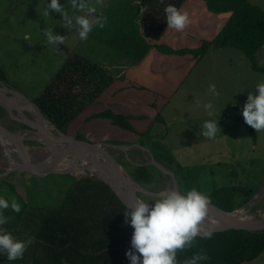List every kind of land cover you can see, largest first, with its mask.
I'll use <instances>...</instances> for the list:
<instances>
[{"label": "rangeland", "instance_id": "obj_1", "mask_svg": "<svg viewBox=\"0 0 264 264\" xmlns=\"http://www.w3.org/2000/svg\"><path fill=\"white\" fill-rule=\"evenodd\" d=\"M50 2L51 0H0V87L14 89L34 101L65 59L73 53L80 55L81 58L87 57L94 63L98 61L113 63L119 58L115 56L116 49L122 50L125 40H129L131 45L134 44L132 49L123 50L125 59L127 57L129 61L140 60L139 51L142 46L138 47V41H143L145 37L139 34L140 20L137 17L142 0H103L100 5H96L95 0H91V4L97 8V11L90 19L106 17L107 23L103 28L94 26L88 39L83 41L75 31L77 27L75 17L83 13L73 10L67 3L68 0H59L73 19V25L68 28L64 25L60 14L54 11L45 14L46 4ZM251 2L264 8V0H251ZM194 5V0H188L183 5L182 10L189 14L191 21L186 28L192 27L200 32L204 29L209 30L215 24L214 14L220 13L209 11V14H205L202 8L194 11ZM42 29H52L54 34L65 36V43L58 44L57 47L49 44ZM25 34L30 35L31 39L24 40ZM188 35L192 36L190 32ZM91 48H94L93 51ZM214 50L203 62L185 70V84L167 98L164 109L160 111L163 121L155 122L158 125L161 123L160 127L167 126V130L162 133L164 136L148 132V135L155 136L154 145H150L152 151L158 150L160 143H162L160 146L164 143L168 145V147L160 148L166 149V153H158L155 156L159 163L174 173L175 179L169 176L164 177L162 171L163 174H160L155 166L148 164L150 161H146L144 165H149L148 170L156 177L153 183L143 185L165 189L167 185L172 184L168 186L172 189L173 184L177 182L182 193L195 188L208 196L210 200L214 197L213 192L222 198L225 197L229 193V188L232 191L231 202L235 203L234 206L237 208L242 206L248 213L255 215L264 208V131L257 133L245 123L242 113L238 110L234 112L231 107L243 109L249 92H254L255 86L264 82V71L258 69L264 66V46L255 52L252 59L234 48H215ZM123 72L121 70L119 75ZM126 76L125 74V78ZM118 80L125 82L122 79ZM211 84L216 86L215 94L208 91ZM107 89L108 87L104 93ZM134 89L136 88L131 84L126 87L125 92L122 91L115 97L109 95L114 92L109 89L99 105L92 104L84 112L87 116L104 107L120 108L121 105L132 104H135L143 113L144 111L150 113L148 111L150 110L152 112L149 114L150 120L147 116L138 117V121L134 122L135 127L133 121L137 117L129 116L130 123L134 127L132 135H136L137 138L110 132L112 124L104 118H97L86 123L80 132L77 131L79 118L75 119V124L71 126L72 130L68 129V132L94 142L101 140L117 146L138 144L143 147L146 141L138 132L140 129L146 130L149 127L154 111L142 106L143 92L139 95ZM148 99L151 98L148 97ZM208 103L212 105L211 110L204 108V105ZM1 107L0 117L3 118V122L16 123L15 120H9L8 113ZM218 107L221 110L228 108V112L230 109V112L234 113L232 116H226L225 121L216 112ZM29 116H34V112L32 111ZM206 120H218L221 133L218 132L214 139L202 135V125ZM111 129H114L113 132L121 131V128L116 126ZM85 132L89 136L85 135ZM128 141L131 143L129 144ZM18 149L21 152V149ZM19 153L8 148L7 156L10 161L18 163ZM141 153L140 149L130 150V154L134 157L140 156ZM151 153L149 152L148 155ZM152 155L154 156L153 153ZM122 157L123 163L133 175L134 167L130 165L133 163L131 157L130 160ZM0 162L3 167L0 169V174L2 173L0 196L9 201L15 198L21 205V209L35 205L51 207V204L58 202L57 197L65 192L70 183L68 180L59 178L54 180L56 178L53 179L50 175H37L33 179V174L16 171L9 177L6 175L8 166L2 162L1 155ZM248 192L252 193L249 201L252 199L256 201H252L249 205L240 204ZM258 194H261V197L257 198ZM11 212H13L11 208L3 210V214L10 217L9 221L14 219ZM0 257L7 256L0 253ZM242 264H264V252L256 259Z\"/></svg>", "mask_w": 264, "mask_h": 264}, {"label": "trees", "instance_id": "obj_2", "mask_svg": "<svg viewBox=\"0 0 264 264\" xmlns=\"http://www.w3.org/2000/svg\"><path fill=\"white\" fill-rule=\"evenodd\" d=\"M185 1L164 0L161 3L160 0H142L137 18L140 20L139 34L145 37L144 41L164 53H192L198 59L212 49L226 47L237 49L252 59L255 52L264 46V8L251 0H205L209 11L228 13L229 16L219 33L213 39L204 40L197 48L174 49L154 43L167 27L164 7L173 4L180 9ZM122 52L116 49L115 56L119 58L113 63H94L73 53L65 59L34 102L47 119L60 130L68 132L70 124L84 114L110 84L125 78L124 67L133 61L125 59ZM258 69L264 71V66ZM121 70L124 72L119 75ZM227 109L223 113L225 116H232L236 110L242 113V109L237 107H231L233 113ZM96 118L107 119L118 128L134 131L129 115L112 108L85 115L86 122ZM154 120L163 121L160 114ZM148 132L146 136H149ZM138 134L141 135L140 132ZM130 165L134 167L133 176L140 183L154 182L156 176L148 170L149 165ZM155 169L163 174L156 166ZM50 176L56 178L54 180L59 178ZM59 179L70 183L65 192L57 197L58 202L51 207L35 205L24 207L19 213L11 212L13 221L0 226L17 240L35 238L23 259L16 261L26 264H130L126 252L131 249L134 229L130 223H125L129 207L104 181L91 177ZM228 190L223 198L213 192L211 201L234 205L231 202L232 191ZM251 196L252 193H246L240 204L247 203ZM201 250L209 258L200 261V264H242L264 252V233L251 234L229 229L213 232L210 239L198 235L191 247L177 252L178 263L183 264L185 259ZM0 258L8 260L7 257Z\"/></svg>", "mask_w": 264, "mask_h": 264}, {"label": "clouds", "instance_id": "obj_3", "mask_svg": "<svg viewBox=\"0 0 264 264\" xmlns=\"http://www.w3.org/2000/svg\"><path fill=\"white\" fill-rule=\"evenodd\" d=\"M160 2L163 3L164 0ZM67 3L73 10L83 13L75 17L77 26L75 31L82 41L88 39L94 26L103 28L107 23L106 17L90 19L97 11V8L91 4V0H68ZM102 3L103 0H95L96 5ZM50 11L60 14L64 25L71 28L73 19L59 0H51L46 4L45 14H49ZM164 13L167 29L183 33L191 22L189 14L173 4L166 5ZM42 32L51 45L57 47L58 44L65 43L66 37L54 34L52 29H42ZM23 39L30 40L31 37L25 34ZM208 91L215 94L216 86L209 85ZM204 108L211 110V103L205 104ZM242 116L245 123L257 133L264 131V82L258 83L254 92H249L242 109ZM217 121H204L202 125L204 137L214 139L218 132L221 133ZM209 204L210 198L195 188L185 193L179 189H169L153 203L136 200L134 206H129V211L125 213V223H130L134 229L131 249L126 252L130 264H178L177 252L191 247L198 235L203 234L205 238H211L212 229L206 230L203 227ZM9 208L16 213L21 211V205L15 198L9 201L0 196V226L9 222L10 217L3 214V210ZM34 240V237L17 240L10 233L0 229V253L6 254L9 261L23 259L25 251ZM208 258L206 252L201 250L191 258L185 259L183 264H200V261Z\"/></svg>", "mask_w": 264, "mask_h": 264}, {"label": "water", "instance_id": "obj_4", "mask_svg": "<svg viewBox=\"0 0 264 264\" xmlns=\"http://www.w3.org/2000/svg\"><path fill=\"white\" fill-rule=\"evenodd\" d=\"M5 88L0 87V105L8 111L9 120L16 121L13 124L4 123L3 118L0 117V139L3 140L0 142V155L2 162L8 166L6 169L11 168V170L36 175H53L65 179L87 177L99 179L109 184L128 207L134 206L136 200L153 203L163 192L170 189L146 187L136 180L119 159V154L113 151L119 147L126 152V147L102 141L92 142L78 135L64 132L46 118L37 103L13 89ZM29 109L35 111L36 117L25 113ZM36 143L41 147H52L60 160L70 162V165L63 167L48 160L44 154L38 152ZM8 148L17 153L20 152L18 148L21 149L18 163L10 161L7 156ZM22 150L29 152V155H25ZM127 158L130 160L128 155ZM72 161L77 165H72ZM150 163L158 167L164 175L175 179L174 173L157 160L153 159ZM173 185L172 189H179L177 182ZM252 201L254 199L246 205L251 204ZM242 208V206L237 208L231 204L210 200L208 213L213 215L217 222L210 223L206 230L211 228L212 233L229 229L242 230L251 234L264 233V215L260 212L250 218L248 216L250 213L241 211ZM237 210H240L239 216H233L232 214Z\"/></svg>", "mask_w": 264, "mask_h": 264}, {"label": "crops", "instance_id": "obj_5", "mask_svg": "<svg viewBox=\"0 0 264 264\" xmlns=\"http://www.w3.org/2000/svg\"><path fill=\"white\" fill-rule=\"evenodd\" d=\"M195 1V5L193 7V10L195 11L196 9H204L205 10V14L208 13L209 14V10L207 8L206 2L205 0H194ZM188 2V0H186L184 3ZM184 5V4H183ZM183 5L180 9L183 8ZM141 9V8H140ZM200 12H203L200 10ZM215 13V12H212ZM214 20H215V24L213 27H211L209 30L208 29H204L203 31H198L192 27L190 28H186L184 30L183 33L180 32H176L174 29H167V27L165 28V30L159 35V37L153 41L156 44H165L168 45L174 49H182V48H197L201 45V43L204 40H210L213 39L221 30V28L224 26V24L227 22L228 20V13H220V14H214ZM188 32H190V34L192 36L188 35ZM142 46L139 54H140V60H136L133 61L130 65L125 66V74L127 75L126 78L122 79L125 82H122L121 80L119 81L118 79H116L109 87L106 91H108L109 89H112L114 92L112 94L113 97H115L116 95L120 94L122 91H126V87L130 86L131 84L136 88L134 90L138 91L139 95L141 92L142 96H141V101L143 100L142 106H146L148 108H150L151 110H153V120L151 122V124L149 125V127L146 129L149 132H153L156 133L159 136H164L162 135V133L164 132V130H167V126L164 125L162 127H160L159 125L162 123H158L155 124V117L160 114V111L162 109H164V105L167 102V98L171 97L173 93H176L178 91V89L180 88L181 85L185 84V80L184 77L186 75L185 70L187 68H193L192 66H196L199 62H203L205 58L208 57V55H210L214 50L212 49L211 51H209L206 55L200 57V59L195 58L194 55L192 53H187V54H176V53H164L162 51H160L157 47L155 46H150L148 44V42H145L144 40H139L138 41V47ZM134 47V44L131 45V42L129 40H125L123 42V47L122 50H128V49H132ZM231 48V47H228ZM221 49V48H219ZM215 51V50H214ZM129 54V52H128ZM119 69V68H118ZM185 74V75H184ZM118 83H122V86H118ZM141 89V90H139ZM14 90V89H13ZM105 91V93L103 92L97 99V101L93 104L99 105L101 102L100 100L104 97V94H107ZM138 95V96H139ZM148 97H150L151 99H148ZM2 108V107H1ZM112 108L118 112H122L125 114H128L130 117L133 115L135 117H137L136 120L133 121V125L135 127V123L136 121H138V117H144L147 116L148 120L149 119V114H151L152 112L150 110H148L150 113L142 112V110H140L135 104L132 105H121L120 108H113V107H104L102 108ZM3 109V108H2ZM225 111L221 110L220 107L217 108L216 112H218L219 115H221V117H223V120H227V117L223 114ZM85 114L86 113H82L80 116H78L76 118V120H78L79 118V122L77 124L78 128L77 131H81L83 126L86 123L85 121ZM151 118V116H150ZM97 119V118H96ZM74 120V121H76ZM84 120V121H83ZM95 120V119H93ZM92 120V121H93ZM74 121L70 124L69 129H71V126L74 123ZM114 125H110V132L114 133V134H121L122 136H126V137H131V136H135L137 138L136 135H132L131 131L125 130V129H120L121 131H114V129H111ZM145 128L140 129V133L141 138H145L146 143L143 145V147H140V145L135 144L133 146L131 145H123V147H126V152L123 151L122 149L116 148L113 151L119 154V159L122 161L121 157H125V159L127 158V155L129 156V158L131 157V161L133 162L134 165H143L146 161H150L151 162V158L152 160L156 159V154L158 153H166V149L161 150L160 148H164L165 146L168 147V145L166 143H164L163 145L160 146V143L158 145V150H155L154 152L152 151V148L150 145H154L153 144V139H155V136H144V134L146 133ZM177 131V130H176ZM72 132V131H70ZM74 132V130H73ZM178 132V131H177ZM180 133V132H179ZM85 135L86 132H85ZM89 136V135H87ZM102 138V134L100 135ZM104 140L105 137H104ZM91 141V140H89ZM99 140H96L95 142H97ZM101 141V140H100ZM162 142L164 141L161 140ZM94 142V141H92ZM104 142V141H102ZM151 142V144H150ZM128 143L130 144L131 142L128 141ZM132 149H140V151L142 152L140 154V156H132L130 154V150ZM149 152H152L154 154V156L152 155V153L150 155ZM125 155V156H124ZM122 157V158H123ZM134 157V158H133ZM159 161V160H158ZM123 162V161H122ZM149 162V163H150ZM1 163V162H0ZM2 165L0 164V169H2ZM8 172H6V175H11V173H14V171H12L11 169H7ZM11 171V172H10ZM19 172V171H16ZM24 172V171H21ZM2 174V173H1ZM0 174V175H1ZM25 174H30L31 173H27L25 172ZM34 178H36V174H33ZM27 178V177H26ZM166 186V185H165ZM170 185H167V187ZM255 200V199H254ZM259 203V202H258ZM0 264H26L23 262H19V261H9V260H4L3 258H0Z\"/></svg>", "mask_w": 264, "mask_h": 264}, {"label": "bare ground", "instance_id": "obj_6", "mask_svg": "<svg viewBox=\"0 0 264 264\" xmlns=\"http://www.w3.org/2000/svg\"><path fill=\"white\" fill-rule=\"evenodd\" d=\"M0 142H3L2 139H0ZM9 147V146H8ZM37 148L39 149L38 152H42L44 153V156L47 157L48 160H51L52 162L54 163H57L58 165L60 166H63V167H67L68 165H70V162H66L64 160H60V157L57 156V154L54 153L52 147H47V146H44V147H41V145H37ZM22 152L26 155L27 154V151L26 150H22ZM125 156V155H124ZM32 158V157H31ZM72 165H77L76 162H73L71 163ZM257 198L258 197H261V194H258L256 196ZM256 201V200H255ZM258 202V201H257ZM262 209V208H261ZM244 211L246 214H248L246 212V210L244 209V207L241 209V211ZM240 211V210H239ZM239 211L237 210V212H235L234 214H232L233 216H239ZM261 214L264 215V209L261 211ZM248 216L251 218V217H254L253 215L251 214H248ZM217 222V219L214 218L213 215H211L210 213L207 214L206 218H205V222H204V225L203 227L206 229L207 226L211 223H216Z\"/></svg>", "mask_w": 264, "mask_h": 264}, {"label": "flooded vegetation", "instance_id": "obj_7", "mask_svg": "<svg viewBox=\"0 0 264 264\" xmlns=\"http://www.w3.org/2000/svg\"><path fill=\"white\" fill-rule=\"evenodd\" d=\"M0 104H1V103H0ZM0 106H1V105H0ZM2 107H3L4 111L8 113V111L5 109V107H4V106H2ZM32 111H33L32 109H29L28 111H25V113L29 116V114L32 113ZM33 112H34V116L36 117V113H35V111H33ZM28 113H29V114H28ZM167 188H168V187L166 186L165 189H167Z\"/></svg>", "mask_w": 264, "mask_h": 264}]
</instances>
